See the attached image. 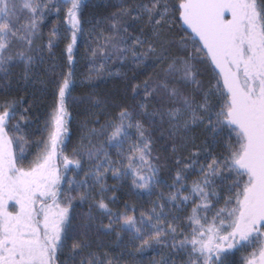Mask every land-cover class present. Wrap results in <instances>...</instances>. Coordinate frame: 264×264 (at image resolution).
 Wrapping results in <instances>:
<instances>
[{
  "label": "snow or ice",
  "instance_id": "obj_1",
  "mask_svg": "<svg viewBox=\"0 0 264 264\" xmlns=\"http://www.w3.org/2000/svg\"><path fill=\"white\" fill-rule=\"evenodd\" d=\"M87 7L0 0V264H264V0ZM109 61L131 75L73 142Z\"/></svg>",
  "mask_w": 264,
  "mask_h": 264
},
{
  "label": "rangeland",
  "instance_id": "obj_2",
  "mask_svg": "<svg viewBox=\"0 0 264 264\" xmlns=\"http://www.w3.org/2000/svg\"><path fill=\"white\" fill-rule=\"evenodd\" d=\"M118 0H93L87 7V13L90 14L91 17H102L104 15L109 14L112 11H115V8L110 7V5L116 4ZM131 2V0H129ZM90 17V18H91ZM56 21V16L53 15L49 17L47 24L50 22ZM60 27L61 31L63 32L65 26L63 25V16L60 17ZM88 27V26H87ZM82 44L85 48V44L82 41ZM65 44H61L59 48L57 49V56H59V52L64 48ZM84 48L82 51L81 55V66H78V75L79 78H82V74H86L89 71L90 65L87 64V62L84 60ZM65 60V58H64ZM102 61H97L96 67H99L100 63ZM109 68L111 72L114 75L109 76L107 72L104 73L102 78H97L93 77V80L90 83L86 84H79L78 88L74 92L73 96L78 98L77 103L70 105L69 111L74 115L75 118H77V113H79V109H82L83 111L85 109H89L91 111H96L97 109L94 107L95 101L96 100H101V101H111L113 97L117 94L118 90L123 88V77L122 75H116V73H125L127 72L128 75H131L130 72H128V68L125 65L119 64V62L112 63L111 61L108 62ZM81 68V70H80ZM95 87H99L98 93L96 92ZM101 87V88H100ZM32 92V88L29 87V93ZM105 92V93H104ZM103 93V94H102ZM51 96L47 97L45 101L43 102V107H47L48 104L51 103ZM81 120L79 119V122ZM79 122L77 123L76 127L78 130V125ZM77 139L76 137H73V142H75ZM162 143V142H161ZM160 145L158 144L157 147ZM69 146V150H70ZM33 153L35 152V149H32ZM32 157L29 156V159ZM71 175V173H69ZM134 199L137 197H133ZM140 198L139 201L143 202V200H146L147 197ZM86 208V207H85ZM153 253H148L147 256H151Z\"/></svg>",
  "mask_w": 264,
  "mask_h": 264
},
{
  "label": "trees",
  "instance_id": "obj_3",
  "mask_svg": "<svg viewBox=\"0 0 264 264\" xmlns=\"http://www.w3.org/2000/svg\"><path fill=\"white\" fill-rule=\"evenodd\" d=\"M92 1H93V0H85V3H86L87 5L90 6V4H91ZM87 12H89V11H87V8H85V10H84V17H85L86 20H87L88 18L91 17L90 14L87 13ZM54 22H55V21H54ZM52 23H53V21L50 22V23H48V24L46 25L45 32H47V30L52 26ZM63 25L66 27V25H65L64 23H63ZM86 27H87V25H86ZM64 47H65V46H64ZM83 48H84V46H83V44H82V42H81V44H80V46H79V49H78V51H77V53H76V56H77V58H78L79 61H80L79 64L77 65V76H78V78H79V75H78V66H79V67L81 66V55H82ZM64 58H65V62H66V59H67V55H66V53H65ZM80 70H81V68H80ZM78 85H79V83H78ZM78 85H77L76 89L78 88ZM100 88H101V87H100ZM76 89H75V91H76ZM93 89H95L96 92L98 93V91H99V87H95V88H93ZM75 91H74V92H75ZM74 92H73V94H74ZM104 93H105V92H104ZM21 94H23V93H21ZM102 94H103V93H102ZM46 109H47V107H43V103H42V104H41V107H40V110H39V114H40L41 116H43V114H44V112H45ZM78 111H79V113H77V115H76L77 118H75L74 115L71 113V116H72V124H71L70 127H71L72 132H73V137H76V136H77L78 130H77L76 125H77V123L79 122V119H80L81 121H83L87 113H89V112H94V111H91V110H89V109H88V110L85 109L84 111H83L82 109H79ZM36 114H37L36 112L33 113V115H36ZM81 121H80V122H81ZM80 122H79V123H80ZM112 183H113V181H112V180H109V184H112ZM118 195L121 196V204L123 203V201H124L125 199L129 200L130 203L133 202V201L141 202V201H139L140 198L137 197V198L134 199L133 197H128V196L125 195L123 192L118 193ZM85 207H86V205H85Z\"/></svg>",
  "mask_w": 264,
  "mask_h": 264
}]
</instances>
